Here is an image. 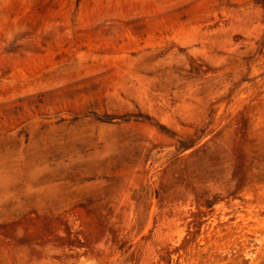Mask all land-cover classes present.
I'll use <instances>...</instances> for the list:
<instances>
[{
	"label": "rangeland",
	"instance_id": "1",
	"mask_svg": "<svg viewBox=\"0 0 264 264\" xmlns=\"http://www.w3.org/2000/svg\"><path fill=\"white\" fill-rule=\"evenodd\" d=\"M0 264H264V0H0Z\"/></svg>",
	"mask_w": 264,
	"mask_h": 264
}]
</instances>
